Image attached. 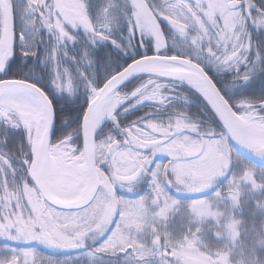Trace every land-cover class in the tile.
Returning a JSON list of instances; mask_svg holds the SVG:
<instances>
[{
	"label": "snow or ice",
	"instance_id": "6c2138e0",
	"mask_svg": "<svg viewBox=\"0 0 264 264\" xmlns=\"http://www.w3.org/2000/svg\"><path fill=\"white\" fill-rule=\"evenodd\" d=\"M129 5V35L141 37L140 47L151 38L154 54L133 59L99 87L80 73L88 101L79 120V146L72 139L63 143V138L50 143V127L58 132L52 102L36 83L0 79V121L24 130L30 152L18 180L0 176V252L4 254L0 264H41L40 255L21 244L35 241L49 249L78 251L86 240L100 237L105 238L87 253L89 257L122 255L131 264H220L202 251H193L190 242L171 243L155 223L151 239H139L134 225L143 202L118 198L115 186L131 190L138 177L150 176L148 199L153 211L167 219L180 202L170 197V189L188 188L193 207L201 210L205 198L200 194L221 176V143L230 153L237 151V145L264 158V115L259 111L264 102H230L207 70V65L218 72L248 67L252 45L246 26L264 29V9L257 8L254 0H163L159 8L149 0H129ZM20 11L18 0H0V72L12 67L8 61ZM23 11L31 24L51 35V83L57 92L70 94L73 78L57 61L58 52L73 40L66 26L82 29L92 43L109 40L110 9L102 10V26L90 19L85 0H25ZM161 21L186 38L190 51L178 55L164 51L168 40ZM21 55L35 53L23 50ZM250 72L248 68L238 78L247 82ZM141 73L148 78L134 91L127 95L117 91L126 79ZM167 80L185 82L199 93L209 115L219 121V129L209 125L201 130L184 113L163 122L147 118L120 128L117 109L133 98L137 104L167 106L169 97L162 91L166 86L162 81ZM106 119L120 130L119 138L97 139L104 131L97 129ZM157 154L167 155L168 160L153 167ZM0 168L14 172L10 162Z\"/></svg>",
	"mask_w": 264,
	"mask_h": 264
},
{
	"label": "trees",
	"instance_id": "16d2710c",
	"mask_svg": "<svg viewBox=\"0 0 264 264\" xmlns=\"http://www.w3.org/2000/svg\"><path fill=\"white\" fill-rule=\"evenodd\" d=\"M105 1L85 0L88 14L94 17L100 11ZM121 1L122 3L119 4L118 10L120 23L114 37H110V40L92 43L90 35L84 32V36L81 39H77L78 41L72 45L69 51L65 47L63 51L58 52V64L67 68L74 81V89L70 94L57 92L52 86V66L48 61L47 54L40 50L38 56L25 57L21 55L22 51L19 46L14 43L13 55L8 61V64L12 67L10 69L6 68L4 73H0V79H25L29 82L36 83V86L40 87L46 93L53 105L55 114L54 127L58 130L57 134L52 133L51 142L64 138L69 129H75L76 135L73 137V142L79 146V120L82 117L83 110L86 108L88 101V91L85 80H81V72L84 73L87 81L99 87L112 74L123 70L124 67L133 62V59H137L140 55L154 54L151 38L144 39V46L140 47L141 37L138 35H129L127 16L130 15L131 8L127 0ZM155 1L149 0V3ZM254 3L257 8L264 9V0H254ZM18 4L21 11L17 13L16 21L20 19L23 13L25 0H18ZM250 28L255 30L253 31V38H251L252 47L249 53L248 67L239 65V71L236 69L226 72L211 71V74L214 82L221 89L222 94L230 102L247 100L259 105L264 102V29H257L253 25ZM16 29L18 32V28ZM39 29L42 32L37 39L36 47L40 48L46 44L42 39L43 33V38L50 41V44H53L51 35L42 27H39ZM164 33L168 40V47L164 51L168 54H180L177 49L187 45L186 38L180 37L167 27L164 28ZM112 41H116L119 47H116ZM248 68H251V72L249 73L250 79L247 82H242L238 77L248 71ZM145 80V78L135 79L123 88L125 91L132 92ZM180 89L184 92V95L181 96L188 100L190 104L185 105L178 102H171L164 110L155 107H146L137 113L119 119L120 127H127L134 122H139L147 118L163 122L169 120L175 113H184L189 120L197 123L201 130L207 129L209 125L212 128L219 129V121L209 115L203 99L190 88L181 86ZM0 154L5 155L14 166V172L5 169V175L10 180H18L23 172L21 157L27 159L30 155L29 146L26 142V134L22 128H11L0 122ZM244 161L252 164L246 159ZM241 169H243V165L240 162L231 167L233 173ZM258 173L259 176L255 179L259 183H264V173ZM242 187L247 193V190L251 186L242 185ZM251 197H264V189H261L259 193H251L246 196L248 202L245 205V211L243 213L246 220L250 218V214L253 211ZM184 224L183 219H177L174 222H169L165 229L171 234L174 226L173 230L177 234H182L184 232ZM206 233L208 237L206 243L209 247L218 244V241L212 235L211 231H206Z\"/></svg>",
	"mask_w": 264,
	"mask_h": 264
},
{
	"label": "clouds",
	"instance_id": "9594fccd",
	"mask_svg": "<svg viewBox=\"0 0 264 264\" xmlns=\"http://www.w3.org/2000/svg\"><path fill=\"white\" fill-rule=\"evenodd\" d=\"M163 2V0H161ZM112 13L108 18L111 24ZM105 23V20H104ZM103 23V24H104ZM101 24V26L103 25ZM76 135L75 129H69L62 142L66 143ZM257 157L262 158L260 155ZM220 158L222 160L221 176L225 175L230 166L236 162L243 165V169L238 174H233L226 182L223 191H217L211 199H204L201 210L193 207L191 200L186 204L179 202L173 214L182 208H187L192 217V222L196 227L181 237H172L165 230L166 222L156 211H153L152 201L148 199V194L139 197L143 202L140 216L134 227L137 229L139 239L147 241L146 238L153 236V224L159 229V234L164 236L171 243L192 244L193 251H202L210 257L220 261V264H264V197H251L253 211L249 219L244 218L245 205L248 202L246 196L251 193H259L264 189V183H259L257 179H252L257 172L264 173V167L248 164L238 151H231L226 145L221 143ZM23 161V157H21ZM9 159L0 154V165H7ZM4 168H0V176L5 175ZM10 170V169H9ZM242 185H250L247 193ZM131 192L132 189H125ZM175 192L188 193V188H177ZM131 200V199H130ZM219 202V204H218ZM211 224H207V221ZM206 231H211L212 235L219 242L215 246L209 245L202 239Z\"/></svg>",
	"mask_w": 264,
	"mask_h": 264
},
{
	"label": "rangeland",
	"instance_id": "374dc122",
	"mask_svg": "<svg viewBox=\"0 0 264 264\" xmlns=\"http://www.w3.org/2000/svg\"><path fill=\"white\" fill-rule=\"evenodd\" d=\"M22 1H24V0H22ZM113 1H114V4H113L114 8L112 10L113 11V17H112V23L110 24V29H111L110 34L113 32V28H114V30L117 29V27L120 23V20H118L119 18L116 16L115 9L117 8V6L119 4L122 3L121 0H113ZM111 6L112 5H108L107 8H110ZM101 14H102V12H101ZM30 20H31V17L27 13H25L24 11L21 14L20 19L17 20L16 26L18 28V35L16 37L17 39H15V43L19 46L21 51L26 50L28 48L27 44L29 41V37L31 38V36H33V32L35 31V25L31 24ZM168 28L170 30H172L169 26H168ZM21 36H23V39H21ZM177 50L179 51L180 54L183 52L190 51V49L187 46L186 47H179ZM208 67L213 69L211 65H208ZM162 83H165V85H166L162 89V91L164 94H166L169 97V101H168L167 105L171 101H179L183 104H189V102L187 100L182 98L181 95H184V92L180 90V88L178 87V85H176V83L174 81H162ZM177 91H179V92H177ZM144 106H145L144 102L139 103V104L134 102L130 107L127 108L126 111H124L122 109L120 111V115L117 114V118L125 117L127 115L132 114V113H137V112L141 111ZM156 107L159 108V106H156ZM166 107L163 106L162 108H159V109H164ZM110 127L113 128L114 127L113 124H110ZM111 131H112L111 133H106L105 135H100L99 139H103L104 137H106L108 135H112V136L117 135V138H119L120 131H118V128L114 127V129H112ZM167 160H168L167 155L157 154L153 159V167H155L156 164H164L167 162ZM238 163L239 162H236L232 165L235 166ZM232 165H230V168L226 172L225 175L220 176V177H216L213 180L210 187L208 189L204 190L200 194L201 198L211 199L217 191H223L224 190L227 180L234 174L231 170ZM241 171H242V169L239 170L238 172H236L235 174H238ZM258 176H259V173L257 172L255 174V178ZM115 188L117 190L126 189V187L122 188L120 185H116ZM131 188H132V191L131 192L128 191L130 193V196L127 199H136L142 195L148 194L150 192V176L142 175V176L138 177L137 180L135 182H133V184L131 185ZM169 195L173 199H178L182 204H186L187 202H189L192 199V197L188 194L176 193L174 190H171V189L169 190ZM218 204H219V202H218ZM177 219H179V220L183 219L184 220V222H185L184 232L182 234H180V233L177 234V232H175V230H173L174 229V226H173V229L171 231L172 237H177V238L181 237L182 235L187 234L191 230H194L196 227L195 223L192 222V217L188 213L187 208H182L179 212H177L175 214H171L168 221L166 222V226L168 225V223L170 221H176ZM206 223L211 224L212 222L209 220ZM207 238H208L207 233L205 232L202 236V239L206 242ZM146 239H147V241L150 240V238H146ZM217 243H219V242H217ZM40 247L42 248V250H38L37 248H31V247H28V248L35 250V252L40 255L41 264H47V261H49V260L55 261L56 264H71V263L78 262V261H80L79 262L80 264H131V262L125 260L122 255L113 256L114 258H118V261H114L111 256H92V257H89L87 253L90 251H88L86 249H81L79 251V253L76 255L73 254V255H69L65 258H61V257H55V256L47 255L45 252H43V251H46L47 248L43 245H40Z\"/></svg>",
	"mask_w": 264,
	"mask_h": 264
},
{
	"label": "water",
	"instance_id": "95a60500",
	"mask_svg": "<svg viewBox=\"0 0 264 264\" xmlns=\"http://www.w3.org/2000/svg\"><path fill=\"white\" fill-rule=\"evenodd\" d=\"M137 76H148V74H143V73H141V74H134V75H132L131 77H129L128 79H126L122 84H125L126 82H128L129 80H131V79H133V78H135V77H137ZM177 82H179V83H181V84H183V85L188 86L185 82H180V81H177ZM122 84H121V85H122ZM189 87H190V86H189ZM53 114H54V111H53ZM53 126H54V117H53ZM52 131H53V130H52V128L50 127V131H49V140H50V138H51ZM234 146L236 147V149H237V151L240 153V155H242L243 157L249 159V160L252 161V162H255V163H257V164H261V162L264 160V158L257 157L255 154L249 152L247 149H244V148H242V147H240V146H237V145H234ZM68 252H71V251H63V253H68Z\"/></svg>",
	"mask_w": 264,
	"mask_h": 264
},
{
	"label": "bare ground",
	"instance_id": "6f19581e",
	"mask_svg": "<svg viewBox=\"0 0 264 264\" xmlns=\"http://www.w3.org/2000/svg\"><path fill=\"white\" fill-rule=\"evenodd\" d=\"M144 105H145L144 107H148V106H159V107H163V106H161V105L154 104V103H151V102H149V101H144ZM123 107H124V106H122V108H123ZM144 107H143V108H144ZM122 108H118V109H117V113H118ZM2 122H4V121H2ZM108 123H112V121L107 120V119L104 120L98 129L102 128L103 126H105V125L108 124Z\"/></svg>",
	"mask_w": 264,
	"mask_h": 264
},
{
	"label": "flooded vegetation",
	"instance_id": "af4514ba",
	"mask_svg": "<svg viewBox=\"0 0 264 264\" xmlns=\"http://www.w3.org/2000/svg\"><path fill=\"white\" fill-rule=\"evenodd\" d=\"M253 30H255V29H253ZM68 31H69V33H74V31L72 29H68ZM249 33L251 34V38H253V35H254L253 31H249ZM121 195L122 194H119L117 197L121 198Z\"/></svg>",
	"mask_w": 264,
	"mask_h": 264
}]
</instances>
